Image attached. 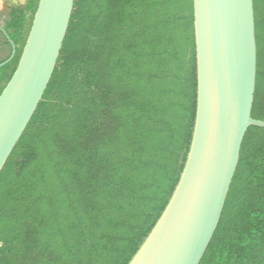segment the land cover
<instances>
[{
	"label": "trees",
	"instance_id": "obj_1",
	"mask_svg": "<svg viewBox=\"0 0 264 264\" xmlns=\"http://www.w3.org/2000/svg\"><path fill=\"white\" fill-rule=\"evenodd\" d=\"M26 10L5 25L17 54L0 68V95L30 32ZM254 12L252 118L264 121V0ZM197 100L193 0H75L43 100L0 174V264H130L179 183ZM200 264H264L263 128L245 136Z\"/></svg>",
	"mask_w": 264,
	"mask_h": 264
},
{
	"label": "water",
	"instance_id": "obj_2",
	"mask_svg": "<svg viewBox=\"0 0 264 264\" xmlns=\"http://www.w3.org/2000/svg\"><path fill=\"white\" fill-rule=\"evenodd\" d=\"M198 100L191 147L162 216L130 264H200L221 220L251 127L257 78L254 0H193ZM75 0H39L18 66L0 95V174L52 79ZM12 54H17L8 33Z\"/></svg>",
	"mask_w": 264,
	"mask_h": 264
},
{
	"label": "crops",
	"instance_id": "obj_3",
	"mask_svg": "<svg viewBox=\"0 0 264 264\" xmlns=\"http://www.w3.org/2000/svg\"><path fill=\"white\" fill-rule=\"evenodd\" d=\"M27 0H0V62L5 60L11 53V47L6 43L5 30L6 22L12 9H25Z\"/></svg>",
	"mask_w": 264,
	"mask_h": 264
},
{
	"label": "rangeland",
	"instance_id": "obj_4",
	"mask_svg": "<svg viewBox=\"0 0 264 264\" xmlns=\"http://www.w3.org/2000/svg\"><path fill=\"white\" fill-rule=\"evenodd\" d=\"M26 10V7H25ZM27 16H28V31L30 30L31 23L33 21L34 14L31 11L26 10Z\"/></svg>",
	"mask_w": 264,
	"mask_h": 264
}]
</instances>
